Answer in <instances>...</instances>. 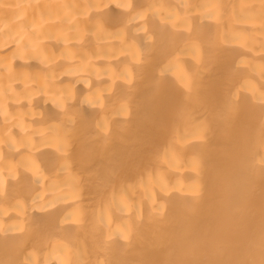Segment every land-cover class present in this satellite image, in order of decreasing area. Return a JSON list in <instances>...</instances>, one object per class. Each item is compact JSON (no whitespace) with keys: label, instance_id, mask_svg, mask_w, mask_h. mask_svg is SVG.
I'll return each mask as SVG.
<instances>
[{"label":"bare ground","instance_id":"1","mask_svg":"<svg viewBox=\"0 0 264 264\" xmlns=\"http://www.w3.org/2000/svg\"><path fill=\"white\" fill-rule=\"evenodd\" d=\"M0 264H264V0H0Z\"/></svg>","mask_w":264,"mask_h":264}]
</instances>
